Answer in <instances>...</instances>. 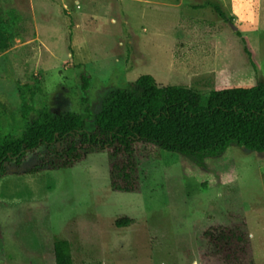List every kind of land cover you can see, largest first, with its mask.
Returning a JSON list of instances; mask_svg holds the SVG:
<instances>
[{
	"label": "rangeland",
	"instance_id": "obj_1",
	"mask_svg": "<svg viewBox=\"0 0 264 264\" xmlns=\"http://www.w3.org/2000/svg\"><path fill=\"white\" fill-rule=\"evenodd\" d=\"M0 21L1 140L22 136L41 109L80 114L93 130L106 95L144 74L203 103L212 90L264 82V0H0ZM136 158L134 192L112 188L106 151L36 174L25 172L33 157L10 163L0 264H55L57 239L71 242L74 264H224L203 235L237 225L250 238L244 264H264V151Z\"/></svg>",
	"mask_w": 264,
	"mask_h": 264
},
{
	"label": "trees",
	"instance_id": "obj_2",
	"mask_svg": "<svg viewBox=\"0 0 264 264\" xmlns=\"http://www.w3.org/2000/svg\"><path fill=\"white\" fill-rule=\"evenodd\" d=\"M222 17L226 13L217 7ZM7 26L0 21V48L6 46ZM83 89L90 76L81 74ZM32 109L26 103L25 119ZM232 144L264 151V82L212 90L203 103L202 95L182 85H161L151 74L141 75L125 88L110 91L95 115V127L72 111L54 113L38 110L22 136L0 139V177L8 165L18 168L33 157L26 173L70 169L91 154L108 152L112 159L111 186L122 192L139 188L140 152H177L203 160L226 152ZM129 219L118 225H128ZM224 264H244L249 234L241 226L216 227L204 232ZM55 264H74L68 239L54 242Z\"/></svg>",
	"mask_w": 264,
	"mask_h": 264
}]
</instances>
